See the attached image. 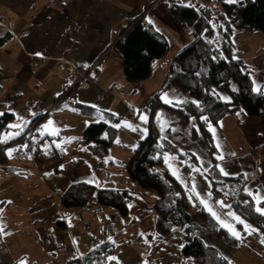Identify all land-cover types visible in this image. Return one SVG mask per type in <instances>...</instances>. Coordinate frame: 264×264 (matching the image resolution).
<instances>
[{"label": "crops", "instance_id": "0c3cea01", "mask_svg": "<svg viewBox=\"0 0 264 264\" xmlns=\"http://www.w3.org/2000/svg\"><path fill=\"white\" fill-rule=\"evenodd\" d=\"M161 3L157 0H0V38L8 35L0 46V114L11 113V125H19L21 133L33 126V138L40 141L33 156L29 145L19 146L18 151L13 149L12 144L18 138L10 144L1 143L7 152L14 151L11 157L7 154L8 163H0V227L3 228L0 264H21V261L84 264L103 244L112 246L106 264H186L181 257L182 236L161 239L150 236L155 229L152 206L156 194L144 191L130 180L120 163L128 160L147 136L149 98L158 94L160 99L162 93H168L174 101L172 105L160 99L168 106L179 105L175 104L177 100H187L185 94L167 86L168 66L174 56L157 59L146 80L128 83L121 61L113 51L117 30L135 19L152 25L168 40L169 32L155 15L162 9L160 16H167L165 8L159 6ZM234 32L235 40L232 37L230 40L235 45L236 56L250 72L257 92L264 94V36L254 44L241 37V29ZM173 39L176 50L186 41L183 33L174 34ZM63 59L84 66L95 64L90 80L80 82L65 95L69 65ZM219 96L223 102L230 101L226 93ZM39 104L49 110L48 115L43 114ZM78 104L93 107L98 114L81 113ZM103 113L118 121L113 124L116 135L101 166L99 158L83 145L82 133L90 123L104 120ZM159 114L160 137L192 155L197 162L196 166L187 162L184 168L176 155L167 153L164 167L171 175L176 171L179 179L172 175L176 182L197 199L192 191L195 186L198 202L202 199L207 204L205 207L200 203L205 210H216L222 202H214L210 196L206 172L212 167V158L216 166L229 173L223 176H242L247 182L246 191L253 193V198L256 194L264 196V115L245 118L238 110L227 113L217 125L208 123L207 131L215 148L211 157L199 130L202 119L190 118L184 127L168 115ZM141 115L147 117L146 122L139 119ZM209 125L215 130V138L208 130ZM14 130L16 127L4 136ZM221 155L223 160L218 159ZM39 158L49 159L42 162ZM80 182L102 189L130 190L133 195L127 215L120 216L116 210L100 206L94 200L84 207L64 209L60 205L61 195L71 184ZM215 214L219 221L221 211ZM238 223L235 231L239 233L240 243L230 258L231 264L234 255L240 257L237 252L250 245L245 238L246 224L240 227Z\"/></svg>", "mask_w": 264, "mask_h": 264}, {"label": "trees", "instance_id": "16d2710c", "mask_svg": "<svg viewBox=\"0 0 264 264\" xmlns=\"http://www.w3.org/2000/svg\"><path fill=\"white\" fill-rule=\"evenodd\" d=\"M212 1L191 0L181 4L180 0H166L169 14L184 28L186 38L169 63L167 86L185 94L187 100L168 106L161 102L158 94L149 98L147 136L128 160L120 162L130 180L137 182L144 191L156 194L152 206L155 229L150 236L155 239L182 236L181 257L186 264H231L230 258L238 248L240 238L233 237L228 228L222 226L194 196L184 191L165 169L164 156L167 153L176 155L184 168L187 162L195 166L197 162L192 155L160 137L157 114H166L184 127L190 118L207 117V121H200L199 130L211 157L215 148L207 131L208 123L217 125L227 113L238 110L245 118L264 115V94L253 91L251 74L243 60L237 58L235 45L230 40L236 29L260 31L264 36V0H242L221 6L212 4ZM120 34V39H114L113 51L121 61L124 79L128 83L146 80L152 73L154 62L168 52L167 38L152 25L143 23L142 19H135L121 29ZM7 37L0 38V46ZM219 93L229 95L230 101L223 102ZM77 107L87 115L97 113L90 106L78 104ZM102 115L104 120L90 123L82 133L83 145L99 158L101 166L116 135L113 124L118 121L109 113ZM12 120L11 113L0 114V138L12 129L9 127ZM21 141L27 142L28 147V141L20 137L15 144ZM8 159L7 150L1 148L0 143V163H8ZM48 159L39 158L42 162ZM212 163L206 172L212 200H227L232 213L239 217L238 226L249 224L255 227L264 241V216L256 212V208L264 207V203L257 205L253 196L248 195L247 182L242 176H223L213 158ZM132 195L128 189H102L80 182L66 189L60 205L64 209H75L94 200L100 206L126 216ZM111 253V244H103L85 259L84 264H106Z\"/></svg>", "mask_w": 264, "mask_h": 264}, {"label": "rangeland", "instance_id": "374dc122", "mask_svg": "<svg viewBox=\"0 0 264 264\" xmlns=\"http://www.w3.org/2000/svg\"><path fill=\"white\" fill-rule=\"evenodd\" d=\"M239 1L240 0H213L212 4H214L216 6H221V4H223V3L224 4H231V3H237ZM159 2H162L161 4H159V6H162L163 9L165 8V10L168 12V14H167V16L162 15V17H161L159 14L162 11V9H161L159 11H156L155 15L161 19L160 23L162 25H164L165 31H168L170 33V34L166 33V35L168 36V40H169V50H168V53L165 54L164 56L165 57L168 55L174 56L180 50V48H177V50H176L177 43L173 39V35L176 33L177 34L183 33V36L185 37L184 28H182L181 26L176 24V22L173 20V18L169 14L168 6L165 4L166 0H157V3H159ZM146 19L149 20V15L146 17ZM241 32H242L241 37L248 39L250 42H252L254 44H256L259 37L262 38V33L260 31H250V30L241 29ZM232 34L230 35V37H232V39L235 40V36H236L235 32ZM187 37H188V35H187ZM185 40H186V38H185ZM10 110H11V108L7 111H10ZM29 127H30V125L28 126V128ZM11 133H13V134L19 133V134L14 135L12 138H7L8 135L3 136L2 138H6L8 141V142H6V144L12 143L13 141H15V139L19 138L20 135L22 134L20 132V130H18L17 127H16V130L11 131ZM46 143H47V141H45V144ZM12 145H13V149H17V151H18L19 146L22 145V147L24 146V148H25L27 144H26V142L21 141V142H18L16 144H12ZM219 204L220 205H218L219 206L218 209H216V210L213 209V210L221 211V214L219 216L220 223L225 225V227H227L228 229H229V227H231L234 230H236L235 225L240 220L237 221V219L234 218L237 216L232 213L230 206H229V202L227 200H223ZM246 227L248 228V230H247V234H246L245 238H247L250 241V245L245 246L244 250H239L237 252V255H240V257H237L236 255H234L232 264H264V243L261 242V241H263L261 233L258 229H256L255 227H253L249 224H246ZM252 229H254L255 231H251Z\"/></svg>", "mask_w": 264, "mask_h": 264}, {"label": "snow or ice", "instance_id": "6c2138e0", "mask_svg": "<svg viewBox=\"0 0 264 264\" xmlns=\"http://www.w3.org/2000/svg\"><path fill=\"white\" fill-rule=\"evenodd\" d=\"M149 23H151V21H149ZM37 55H39V53H37ZM233 59H235V57H233ZM253 91H254V92H255V91H259V89H257V88L254 87V88H253ZM160 99H161L165 104L172 105V104L174 103L173 100L169 99V94H168V93H162L161 96H160ZM180 103H183V101H179V100L175 101V104H180ZM193 103H197V102H196V101H193ZM157 118H158V119L160 118V114H159V113L157 114ZM139 119H140L141 121H145V122L147 121V117L144 116V115H141V116L139 117ZM201 119L207 121V117L201 116ZM48 124L51 125V124H52V121H49ZM9 127H19V125H10ZM45 127H47V126H45ZM129 127H130V126H129ZM163 130H164V126L162 125V126H161V131H163ZM208 130H209L210 132L213 133V136H214V138H215V130L212 128L211 125H209ZM18 134H19V133H15V134H13V133H9L7 138H12L14 135H18ZM50 134H55V133H50ZM6 142H7V139H6V138H0V143H6ZM56 146H57V147H60L59 144H57ZM216 147H217V149H219L220 146L217 144ZM13 151H14L13 149H8L7 154L9 155V157H11ZM218 159L223 160L224 157L221 155V156L218 157ZM165 163L168 164V158H167V157H165ZM169 167H170V169H171V165H169ZM217 167L220 168V172H221V174H223V175H229V173H227L222 167H220L219 165H217ZM172 175H173V176H176L177 179H179V176L177 175V172H176V171H172ZM192 191H193V193L196 195L197 199H199V195L196 194V192H195V186H193ZM248 195H249V196H252L253 193L248 192ZM254 200H255V202H256L257 205H260V204L264 203V196H261L260 194H256L255 197H254ZM200 203L203 204V205H205V207H207V204H206V202H205L204 200L201 199V200H200ZM0 211H2V209H0ZM209 211L212 212V210H211L210 208H209ZM256 212L259 213L261 216H264V207H257V208H256ZM212 215L215 216V215H216L215 212H212ZM234 218L237 219V221H239V217H234ZM222 226H223V225H222ZM228 230L230 231V233H231V235H232L233 237L239 239V233H238V232H236V231H235L233 228H231V227H229ZM246 230H248L247 227H246ZM251 231H255V230L252 229ZM0 232H3V228H2V227H0ZM146 242H147V241H146ZM261 242L264 243V241H261ZM108 259L113 260V259H115V258H114V257H109ZM21 264H24V262L21 261Z\"/></svg>", "mask_w": 264, "mask_h": 264}, {"label": "built area", "instance_id": "2783aa9c", "mask_svg": "<svg viewBox=\"0 0 264 264\" xmlns=\"http://www.w3.org/2000/svg\"><path fill=\"white\" fill-rule=\"evenodd\" d=\"M181 4H187L188 0H180ZM205 1V0H200ZM121 29H118L116 32V38L120 39L122 36L120 34ZM66 64L69 65V76L67 84L65 85L64 95L71 92L76 85L82 81H88L92 77V72L94 70L95 64L91 66H84L78 62L69 61L63 59ZM39 107L42 109L43 114H49V110L45 109L41 104ZM34 127L30 126L27 130L22 132L20 138L28 141L29 147L31 149V155H34V151L40 147V141L36 138H33Z\"/></svg>", "mask_w": 264, "mask_h": 264}]
</instances>
